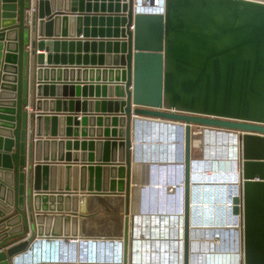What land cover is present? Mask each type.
Listing matches in <instances>:
<instances>
[{
    "label": "water",
    "instance_id": "water-1",
    "mask_svg": "<svg viewBox=\"0 0 264 264\" xmlns=\"http://www.w3.org/2000/svg\"><path fill=\"white\" fill-rule=\"evenodd\" d=\"M69 2L68 10L73 11L69 16H75L78 22L83 20L85 25L91 20L90 36L94 35L95 21H98L104 25L97 28L104 40L118 37L114 38L118 47L112 49L118 54L111 58L105 56L104 62L115 72L119 70L114 79L121 80L115 82L114 91L123 98L118 100L119 109L113 110L121 115L116 118L121 129L106 134L118 136L113 140L118 156L96 160L119 161L125 165V184L119 188L123 194L124 248L132 221L127 172L131 137L136 126L132 128L131 124L130 131L131 116L144 115L185 123V192L191 138L189 124L210 131L221 128L240 133L237 159L242 178L241 207L235 204L238 201L235 195L231 207L233 213L241 215L240 264H264V0H165L162 13H132L131 0ZM28 4L29 0H0V247L14 236L23 237L0 248V264H13L12 255L24 249L31 237L26 236L28 225L23 210L25 202L32 198L31 195L29 198L31 190L27 189L30 184L26 187L30 176H35L38 164H46L43 160H65V152L56 157L53 154L37 157L36 147L43 141L38 136H26L28 125L33 122L35 135L63 133L41 132L37 114L27 112L24 107L26 103L38 105L34 97L28 96L32 79L29 78L27 46L31 40H35L38 49L46 50L44 55L40 52L35 55V95L40 94L47 82L41 80L46 79L41 77L46 68L39 65L44 62L43 56L44 63H64L57 62L56 52L50 61L47 42L30 31L35 29L37 35H50L47 41L52 43L56 41L52 35L65 36L63 28L57 25L65 21V0H37L29 23L25 19ZM52 28L55 33L47 32V29L54 31ZM80 29L83 35L88 34L86 26ZM75 30L78 35L79 28ZM105 45L108 52L109 40ZM63 58L60 53L58 59ZM98 62L101 63V58ZM103 83L101 87L105 88ZM76 118L75 115L74 123ZM50 121L53 123L54 119ZM43 129H46L44 125ZM71 143L74 147L77 144ZM34 159L41 161L35 163ZM109 188L103 184L97 188L102 191L98 193H110L103 191ZM13 216L17 219L12 220ZM183 221V264H186V194ZM15 224L20 228H13Z\"/></svg>",
    "mask_w": 264,
    "mask_h": 264
},
{
    "label": "crops",
    "instance_id": "crops-1",
    "mask_svg": "<svg viewBox=\"0 0 264 264\" xmlns=\"http://www.w3.org/2000/svg\"><path fill=\"white\" fill-rule=\"evenodd\" d=\"M69 1L71 2V0ZM91 1L92 0H90V2ZM67 2L68 0H65V21L63 24L57 23L58 26L60 25V27L63 28L65 36L52 35V37L56 38L57 44L56 41H53V43L52 41H47L50 35H37L35 29L30 31L36 38L41 36L44 38V41L47 42V52L51 54L50 61L53 60V52L57 54V62L64 61V63H44L45 58L43 56L44 62L39 63V65H41L40 67L42 68H46V71L41 74V77L46 79L41 80L47 82L43 85L44 87L40 90V94L38 95L34 94L33 88V69L36 64L35 55L37 52L44 55L46 54V50H44V48L38 49V46L35 45V40H31L33 44L30 42L27 46L30 55L29 78L32 79V83H30L28 87V96L34 97L35 100L38 101V105L30 106L26 103L24 106L25 110L37 114L41 132H50V130H54L57 133L62 132L63 134L51 136L41 133L40 135H35L33 133L34 125L32 122L31 126L28 125L26 127V136H31V138L38 136L40 138L39 140L43 141L41 150L38 148L36 151L37 157H40L42 154L46 156L49 155V157L50 154H53V156L56 157V155L65 152V160L48 159L45 160L47 161L46 164H38L35 176H30V181L26 183V187L30 184L28 186L29 188L27 187V189L31 190L29 198L30 195L32 196V198L25 202V207L23 209L26 213L28 225L26 236H32L34 232L38 231L45 235H58L51 232L56 229L54 225L57 226L59 222H61V224L58 228H63L64 221L65 236L115 235L122 230V215L119 217L115 212L114 215H110L106 223L101 222L102 219L100 216L103 203L106 206L109 205L110 209L116 206V203L120 204V200H123V194L120 193L119 188L123 187L125 184L126 169L123 162H97L99 160L96 159L104 158V156H112L115 158L118 156V152H116L115 148L103 149L101 145L102 138L117 139L115 135L106 134L112 131H119V121L116 118L121 115L117 113L118 111H113L119 109L118 100L123 98V96H118L114 91V87L117 86L115 82L121 81L119 78L117 80L114 79V77L118 75L119 70L115 72L114 68L108 67L110 65L104 64L106 60L105 56L111 58L113 55L118 54V52H112V49H117L118 47L117 40H114V38L118 37H108L109 39H106L109 40V51L106 52V40H104V36L101 35L97 29L104 25H100L97 23L98 21H95L94 35L90 36L89 29L91 27V20L87 19L88 21L85 25L83 20H79L78 22L73 18L75 16H69V13H73V11L68 10ZM91 7L90 4V8ZM54 11L56 10H52V12ZM84 26L88 28L86 32L88 34L86 35H83V31L80 29ZM76 27L79 28L78 35H76ZM52 29L54 31H49V29H47V32L55 33V28ZM54 48H56V51H53ZM60 53H63V59H58ZM99 58H101V63L98 62ZM55 80L60 82L58 83L59 85L54 83L56 82ZM49 81L53 82L48 84ZM102 82H104L105 88L101 87ZM131 106L133 105L131 104ZM112 114L116 116H111ZM75 115L77 117L76 123H74ZM80 116H82V118ZM135 117L137 119L144 117L155 119V117L133 114L131 116L130 131H132L131 124L133 125L132 120ZM50 119H54V122L51 123ZM43 125L46 129H43ZM133 127H135V125H133ZM228 135L231 134L228 133ZM59 139H61V144L65 141V147L56 148L54 144L55 141ZM82 141L83 144L80 143ZM71 142L77 143L76 146L74 147ZM194 147V145L190 144V157L198 156L195 153ZM49 165H64L61 175L53 176L51 171L45 172L42 170L41 167ZM139 166L144 167L142 173H139L137 178L140 182L145 178L144 170L146 165L133 163L130 158L127 172L129 181L127 184L128 189L131 188L133 185H130L131 182L137 177ZM111 167L117 169L113 177H109L108 175V171ZM59 179L61 181H58ZM64 182L65 186L63 184ZM58 183H60V185H56ZM103 183L107 184V187H110L103 191L110 193H98V191L102 192L97 188L101 185L103 186ZM34 191H36V193H34ZM134 202L135 201H132L131 204L130 200V207L134 206ZM16 219V216H13L12 220ZM45 220H47L46 224ZM137 221L139 220H136L135 223H138ZM107 223H109V225L113 224L112 230L100 229V226L106 225ZM17 227L18 224L13 226L15 229H17ZM20 238L23 237L21 235L14 236L6 240L0 248L16 242ZM78 240L79 239L70 240L75 243V250H78L80 246ZM50 247L56 250L55 244ZM84 248L86 250L89 249L87 247ZM54 250H52V252ZM65 251H67L65 253V260L71 261V258L66 256L70 248H65ZM49 252H51V250ZM38 259H40V257H38ZM53 259L54 258H50V261ZM34 260L32 259L31 261L34 262ZM50 264L57 263L51 261Z\"/></svg>",
    "mask_w": 264,
    "mask_h": 264
},
{
    "label": "built area",
    "instance_id": "built-area-1",
    "mask_svg": "<svg viewBox=\"0 0 264 264\" xmlns=\"http://www.w3.org/2000/svg\"><path fill=\"white\" fill-rule=\"evenodd\" d=\"M36 1L29 0L28 7L25 9V19L30 22V14L36 10ZM165 0H131V11L145 13H162L164 10ZM149 117V116H146ZM142 120H151L155 124H159L162 128V135L167 134V139L163 143L150 141V147L155 149L148 150L146 145L144 148H134L131 142V161L146 165L143 183L139 182L143 189L160 193L161 197L144 202L146 207L130 211L132 215L131 229L126 237L124 254L113 255L112 258H96L78 260L74 255L71 261H65V264H183V216L184 208L175 206L171 209L166 201L167 195L179 198L181 191H184V179L176 178L169 182V170L175 167V171L179 168V163H184V125L182 120L154 118H133V125ZM190 127V144H195L193 135L201 133L203 138L200 142V156H188V164L191 166L192 178H187V237H186V264H232L229 252L235 249L236 259L233 264H240L241 260V215L238 212H232V196H237L238 201L235 202L238 208L241 207L239 200L241 193V176L239 171L238 157V131H229L221 128H214L212 131L223 132L234 136L233 153L228 155H220L214 153L216 144L205 140L204 133L210 130L200 125L189 124ZM206 129V130H205ZM205 130V131H204ZM208 131V132H207ZM210 131V132H212ZM164 136V135H163ZM179 137V143L174 146L172 139ZM177 137V138H178ZM147 141V137H145ZM199 142H197L198 145ZM133 144V146H132ZM161 147L156 150V147ZM196 145V146H197ZM218 146V145H217ZM218 147L225 148L220 144ZM177 154L181 152L179 159H175V165H168L166 160H170L169 155L172 151ZM170 151V153H169ZM212 152L213 154H211ZM171 160H173L171 158ZM180 160V161H178ZM41 159H34L37 163ZM45 161V160H43ZM47 162V161H46ZM178 167V168H177ZM173 174V172H171ZM205 179L198 181L197 179ZM210 179V181H207ZM215 179V181L213 180ZM136 181V185L138 184ZM149 183V186H147ZM138 190V189H137ZM185 197V191L183 193ZM149 201V202H148ZM137 206H139L137 204ZM145 205H142L144 207ZM170 217H173L172 222ZM136 220L138 223H135ZM230 223H234L231 227ZM173 233V235L171 234ZM29 233V232H28ZM168 233V235L166 234ZM79 238L78 242L84 246L90 244L98 246L102 253L103 246L117 243L123 244L122 230L115 235H97V236H65L64 235H45L38 232L29 238L27 245L21 251L12 255L13 258L17 254L30 247L36 248L39 245L49 244L51 241L57 243L65 240L68 245H75L71 239ZM173 242V243H171ZM137 243V244H136ZM75 247V246H74ZM57 264H62L59 260H51ZM50 260H41L34 262H26V264H50Z\"/></svg>",
    "mask_w": 264,
    "mask_h": 264
},
{
    "label": "clouds",
    "instance_id": "clouds-1",
    "mask_svg": "<svg viewBox=\"0 0 264 264\" xmlns=\"http://www.w3.org/2000/svg\"><path fill=\"white\" fill-rule=\"evenodd\" d=\"M144 134H145V137H147V141H152V142H158V143H163V141L165 140V143H166V140L164 137L161 138V139H156L157 137V132L155 130H151V128L146 125L144 126ZM178 137V136H177ZM173 138L172 141H173V144L174 146H176L177 143H179V137L178 138ZM146 140V139H145ZM161 147H158L157 145V149H159ZM170 153V151H169ZM181 154V152L178 150V153L176 154L174 152V149L172 151V154L169 155V158L170 160H166L165 163H167L168 165L172 166V165H175V162H176V158L179 159V155ZM171 158L173 160H171ZM180 161V160H178ZM179 168L175 171V167L173 166L172 169H168L169 170V182H172L174 181L176 178H180V179H184L185 180V162L184 163H179ZM191 166L189 167V164L187 162V178H192V170H191ZM171 172H173V174H171ZM144 180V179H143ZM147 186H149V183H147ZM184 191H185V187H184ZM184 191L182 190L181 191V195L179 198H175L174 196H171V194L169 193L166 197V201L169 203L171 209H173L175 206H178L180 208H184L185 206V197L183 196V193ZM187 191V190H186ZM144 193H147V197H145L143 195V198H141V201L142 202H146L147 200L146 199H149L150 200V196L152 195V199L155 198V195L160 198L161 197V194L160 193H155L151 190H147V189H144ZM143 193V194H144ZM186 194V192H185ZM149 202V201H148ZM138 204V203H137ZM187 204V202H186ZM173 220V217H170V221L172 222ZM171 234H173L171 232ZM78 244H80L79 246V249H80V255H77L76 252H78V250H75V247L71 244H67L65 243V240H62L60 242H57L55 245H56V250H54L55 248L51 249L50 245L51 243L49 244H43V245H39L38 247L36 248H33V247H30L29 250H25L23 252H20L19 254L16 255L15 258H13V264H18V263H25L26 262H32L31 260L33 259H38V257H40L41 260H50V258H54L53 260H59L61 261L62 264H65V253L67 251H65V248H70V253L72 254V258L73 256L75 255L76 258L78 260H81V259H96V258H105V259H108V258H112L113 255H117L118 257L120 255H123L124 254V245L121 243L120 245H118L117 243H113L111 242V244H108L106 246H103V249H102V253H100L99 251V247L98 246H91L90 244H86L84 247H87L89 248L88 250H86L88 252V255H85L84 256V252L81 253V250H83V246L81 242H78ZM51 250V252L49 251ZM52 250H54L52 252ZM49 252V253H48Z\"/></svg>",
    "mask_w": 264,
    "mask_h": 264
},
{
    "label": "rangeland",
    "instance_id": "rangeland-1",
    "mask_svg": "<svg viewBox=\"0 0 264 264\" xmlns=\"http://www.w3.org/2000/svg\"><path fill=\"white\" fill-rule=\"evenodd\" d=\"M146 124H150V123H145L144 124V126L146 125ZM149 126V125H148ZM132 128H133V125H132ZM142 128H143V126H142ZM160 128H162L161 126H160ZM136 129V128H135ZM145 129V128H144ZM144 129H143V131H144ZM145 133V132H144ZM193 137H194V139H195V144L197 145V142H199L198 143V145L196 146L195 145V153L199 156L200 155V151H201V144H200V142L202 141V138H203V136H202V134L201 133H195L194 135H193ZM205 140H207V141H210L211 143H220L224 148H225V152H224V149L223 148H221V147H218L220 144H216V149H215V151H212V152H214V153H219L220 155H225V153H233V148H234V141H235V138H234V136L233 135H228V134H225V133H221V132H215V131H212V132H208V133H206L205 134ZM133 141V139H132V137H131V142ZM48 143H51V142H48ZM53 143V142H52ZM131 144V143H130ZM50 145V144H49ZM55 146H56V148H63L64 147V145H65V141L61 144V140L60 141H56L55 142V144H54ZM101 145L103 146L102 148L103 149H108V148H113L114 147V141L111 139V140H109V139H107V138H102L101 139ZM218 145V146H217ZM132 146H133V144H132ZM134 148H137V145H136V143L134 142ZM130 150H131V148H130ZM212 152H210L211 154H213ZM226 155H228V154H226ZM225 155V156H226ZM144 169V167L143 166H139V168H138V170H137V177H135V179H134V181L133 182H131V184L130 185H132L131 186V188L129 189V197H130V199L132 200V201H135L134 202V206H132L133 207V209L134 210H137L139 207L141 208V209H143V208H145L146 207V204H144V202H142L141 201V196H142V191H143V188L139 185L140 183L138 182V184H137V186H135L136 185V180H137V178H138V176H139V173L141 174L142 173V170ZM58 181H61L60 179L58 180ZM65 181V180H64ZM141 183H143V180H141ZM64 184V186H65V182L63 183ZM104 184V183H103ZM56 185H60V183H58V184H56ZM138 189V190H137ZM141 195V196H140ZM145 197H147V193H144L143 194ZM137 203H138V205L139 206H136L137 205ZM150 204V203H149ZM142 205H145L144 207H142ZM108 207V208H107ZM109 205L108 206H106L104 203H103V205H102V211H101V219H102V221L101 222H103L104 223V221L106 222L108 219H109V217H110V215H114L115 214V212H116V214L119 216V217H121V215H122V213H123V210H122V208L120 207V204L118 203H116V206H113V207H111L110 209H109ZM122 218V217H121ZM87 222H89V221H87ZM55 223V222H54ZM57 223V222H56ZM98 223V222H97ZM60 224H61V222H59L58 224H57V226L56 225H54L55 226V228L56 229H54L51 233H55V234H58V236L59 235H64V233H65V221L63 222V228L62 227H60V228H58L59 226H60ZM107 226L109 225V223H107L106 224ZM53 226V227H54ZM63 229V230H62ZM58 242V241H57ZM51 244L52 245H54V244H56V243H54V241H51ZM83 252V250H81V253ZM77 253V255H80L79 253H80V249L78 250V252H76ZM85 255H88V252L85 250L84 251V256ZM66 256H68V258H72L71 256H72V254L70 253V251L66 254ZM69 264H71V263H69Z\"/></svg>",
    "mask_w": 264,
    "mask_h": 264
},
{
    "label": "bare ground",
    "instance_id": "bare-ground-1",
    "mask_svg": "<svg viewBox=\"0 0 264 264\" xmlns=\"http://www.w3.org/2000/svg\"><path fill=\"white\" fill-rule=\"evenodd\" d=\"M145 123H150V124H146V125H149V127H151V130H155L156 132H157V137H156V139H161V138H163V137H165V136H167V134L165 133V134H163L162 135V129L160 128V126H159V124H155L153 121H151V120H145V122H142V120H140V122L138 123V121H136V124H135V126H136V129L134 130V133H133V136H132V139H135V143H136V145H137V147L139 146V148H144L145 147V145H146V147H147V149L148 150H150V149H155V147L153 148H151L150 147V142L149 141H146L145 140V134H144V131H143V129H144V124ZM145 125V126H146ZM142 126H143V128H142ZM121 129V126H119V130ZM219 132V131H218ZM205 134V133H204ZM116 136V135H115ZM116 137H118V136H116ZM40 141H42V140H40ZM116 141V140H115ZM118 142V141H117ZM43 144V142H41V143H38V146L36 147V151H37V149L38 148H40V150H41V147H40V145H42ZM133 144H134V142H133ZM119 145V144H118ZM158 145V144H157ZM119 150H120V148H119ZM156 150H157V147H156ZM120 152V151H119ZM226 154H228V153H225V155ZM229 154H231L230 152H229ZM64 167V165H49V166H43V167H41L42 168V170L43 171H45V172H49V171H51V174L54 176H58V175H61V172H62V168ZM115 172H117V169L115 168V167H111V169L108 171V175H109V177H113V176H115ZM111 173V174H110ZM198 181H205V179H200V178H198L197 179ZM214 181H215V179H213ZM57 181V180H56ZM137 182L139 181V179L138 180H136ZM207 181H210L209 183H212V181L210 180V179H208ZM143 193H144V189H143V191H142V198H143ZM146 196V195H145ZM151 202H152V195L150 196V204H151ZM134 204V203H133ZM149 204V205H150ZM120 207L122 208V201L120 200ZM150 207H151V205H150ZM51 222V221H50ZM47 223V220H45V224ZM104 223H106L105 221H104ZM54 224V223H53ZM231 224V227L232 228H234L233 226V224L234 223H230ZM112 225V226H111ZM112 227H113V224H110V225H102V226H100V229H106V230H112ZM63 230V229H62ZM65 234V233H64ZM167 235H168V233H166ZM173 235V234H172ZM76 239H79V238H75V239H72V240H76ZM171 243H173V242H171ZM50 246H52V244L50 245ZM235 250V249H234ZM233 249L229 252V256L231 257V260H232V264H233V261L236 259V253H235V251H234ZM34 261H41V259H36V260H34ZM18 264H21V263H18Z\"/></svg>",
    "mask_w": 264,
    "mask_h": 264
}]
</instances>
